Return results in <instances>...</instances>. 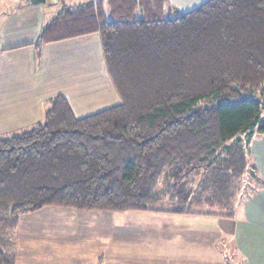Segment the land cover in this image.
<instances>
[{
	"label": "trees",
	"instance_id": "obj_1",
	"mask_svg": "<svg viewBox=\"0 0 264 264\" xmlns=\"http://www.w3.org/2000/svg\"><path fill=\"white\" fill-rule=\"evenodd\" d=\"M173 13L167 0H92L42 29L36 50L98 34L120 103L76 118L58 95L35 125L0 137V264H16L20 217L46 207L160 212L166 197L188 214L185 183L200 169L226 166L210 170L213 205H227V176L254 177L245 148L264 135V0Z\"/></svg>",
	"mask_w": 264,
	"mask_h": 264
},
{
	"label": "crops",
	"instance_id": "obj_2",
	"mask_svg": "<svg viewBox=\"0 0 264 264\" xmlns=\"http://www.w3.org/2000/svg\"><path fill=\"white\" fill-rule=\"evenodd\" d=\"M3 1L6 0H0ZM15 1L17 4L10 12L2 13L4 22L0 25L1 34L4 33L0 35V65L4 66H0V137L35 125L42 119L46 102L58 95L67 99L76 118L120 103L106 69L98 34L45 44L39 50L34 47L42 29L58 13H54L51 7L59 3L66 6L71 0H56L57 3L48 0L35 6ZM205 1L167 0L181 13ZM1 68L4 76H1ZM245 149L248 166L254 168L251 179L256 187L253 190L242 188L236 177L227 176V205H213L217 174L226 170L225 165L219 163L218 167L215 162L213 169H200L185 183L187 195L184 202L186 209L193 213L172 214L173 205L180 203L166 197L159 199L157 206H160L156 209L160 212L140 214L146 216L142 222L152 226L140 237L134 228H130V221L121 220L125 219L126 213L80 212L104 223L115 220L116 234L106 237L114 244L113 250L106 254H74L72 258L55 264H264V135L255 136ZM210 170L218 173L215 175ZM162 182L160 179L157 184L159 192L163 190ZM202 187L205 191L201 195ZM195 195L202 198L194 199ZM211 211L212 215L209 214ZM197 219L218 220V231H213L215 229L211 226L215 222ZM222 235L229 239L228 259L219 253H207L209 249L217 252L213 244ZM15 257L16 264L19 257L24 264L28 262L27 257L24 254L19 256L18 251Z\"/></svg>",
	"mask_w": 264,
	"mask_h": 264
},
{
	"label": "rangeland",
	"instance_id": "obj_3",
	"mask_svg": "<svg viewBox=\"0 0 264 264\" xmlns=\"http://www.w3.org/2000/svg\"><path fill=\"white\" fill-rule=\"evenodd\" d=\"M74 1L75 0H71L69 4H66V6L64 3H59L58 5L51 7V10L56 13L67 7L69 8L75 7L76 5H84L88 3L89 0L84 3ZM16 4L17 1L15 0L0 2V25L4 22L2 13L10 12ZM178 13L181 12L176 10V13H173L172 16L178 15ZM0 35L2 36L4 33L1 34L0 31ZM0 66H3V64ZM1 73V76H4L3 68H1ZM262 115L264 116V110L262 111ZM14 133L17 132H12L10 134H6L5 136L12 135ZM244 175L245 176L240 179L239 185L242 188L245 187V189L253 190L254 187H256V184L253 179L250 178V173L244 172ZM194 212L197 213L196 210ZM129 213L133 214L131 215ZM140 214L142 213L134 214V212H128L124 215L125 219H121V217H119L121 220L131 222L130 228H134V231L136 230L138 237L141 236L142 232L152 228L149 223L142 222L146 216ZM197 220L202 222H215L212 223L213 225L211 226L215 229L213 231H218V220ZM197 228L201 230L200 226H196V229ZM203 228L205 229V226ZM117 230V223H115L114 219H110L108 222L104 223V221H99L92 215L87 216L85 214H80V212L74 211L73 209L63 207H46L40 211L21 216L18 226L11 234V240L14 243V254H16V251H18L19 256L24 254L27 257V264H55L56 261H66L72 258L74 254H106L109 250H113L114 246V244L111 243L109 239H106V237H108L107 235L112 236V233L116 234ZM147 243L151 244L152 242L147 241ZM143 244L145 243L143 242ZM213 246L217 252H213L212 249H209L207 250V253H219L228 259V238H224L222 235V238L215 241ZM18 264H24L20 257L18 258Z\"/></svg>",
	"mask_w": 264,
	"mask_h": 264
},
{
	"label": "water",
	"instance_id": "obj_4",
	"mask_svg": "<svg viewBox=\"0 0 264 264\" xmlns=\"http://www.w3.org/2000/svg\"><path fill=\"white\" fill-rule=\"evenodd\" d=\"M24 4H27V5H32V6H35V5H41V4H45L46 1L48 0H21ZM51 1V0H50ZM54 3H57L56 0H53Z\"/></svg>",
	"mask_w": 264,
	"mask_h": 264
}]
</instances>
